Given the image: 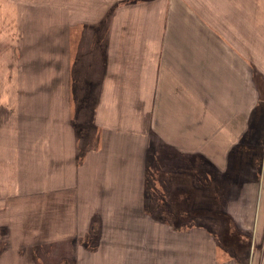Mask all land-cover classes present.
Here are the masks:
<instances>
[{"label": "crops", "instance_id": "obj_1", "mask_svg": "<svg viewBox=\"0 0 264 264\" xmlns=\"http://www.w3.org/2000/svg\"><path fill=\"white\" fill-rule=\"evenodd\" d=\"M259 114L264 0H0V264H264Z\"/></svg>", "mask_w": 264, "mask_h": 264}, {"label": "rangeland", "instance_id": "obj_2", "mask_svg": "<svg viewBox=\"0 0 264 264\" xmlns=\"http://www.w3.org/2000/svg\"><path fill=\"white\" fill-rule=\"evenodd\" d=\"M32 1V0H31ZM78 4H80L79 1H77ZM34 4H36L35 2H33ZM33 3H29V5H32ZM8 19V18H5ZM9 22V20H7V23ZM28 23V21H27ZM8 47V46H6ZM8 57L9 56V49H3V57ZM4 83V82H3ZM8 83V82H7ZM20 87L22 88V83H20ZM4 88V87H3ZM8 97H4L3 96V104H7V99ZM264 118V114H259V121H262ZM253 132H255L254 134V139H248L247 140V144L243 145V152L246 153L245 154V158L247 159V161H243V166L242 169H236L234 170V172H232V174H234V176H226L224 178L225 180V186H226V191H228V189L230 188V186L234 185V181L236 178V184L239 180H241L242 182L247 181V180H254L256 179L255 176V171L260 168V162L261 160L264 158V145L262 146L261 143H263L264 141V128H261L260 126L258 127V130L255 129L253 130ZM252 141V142H251ZM251 142V143H250ZM248 169L247 171H244ZM245 173L247 172L248 175L247 176H241L240 178H238V174L239 173ZM261 179L259 180V185L264 184V166H263V170L262 173L260 174ZM263 178V179H262ZM232 185V186H233ZM223 186V187H225ZM234 187V186H233ZM203 193L201 194H197L194 193V202L198 203L196 201H199V203H202L201 198H202ZM216 195V193H211L210 196ZM226 196H230V193H220V199L222 200L224 197ZM215 197V196H214ZM216 198V197H215ZM203 204L207 205V202L204 201ZM211 207V217H209V219H205L203 218L204 215H198V216H193V219H187L188 224H180V225H171L169 226L170 231L171 230H180V231H184L186 229H190L188 227L191 228H198L200 231H205V229H207V231H210L211 233H213L217 239V247L218 248H223L222 252L219 253L220 255H222L224 258H230V257H236L238 259V257L241 258V260L243 259V261L246 260V256L248 255V250L251 247V234L248 232H244V230L242 231L240 229V227H238V225H235L234 223H232L230 221V219L227 217L228 214L225 215H220L221 217L219 219L217 218H212L213 217V202H212V197H211V203L209 202L208 204ZM217 211H219L217 209ZM197 211L195 210V214H199ZM220 213V212H219ZM206 215V214H205ZM185 222V221H184ZM193 225V226H192ZM205 228V229H204ZM179 232V231H178ZM221 247H220V246ZM109 247V246H107ZM236 249H240V251H236Z\"/></svg>", "mask_w": 264, "mask_h": 264}]
</instances>
